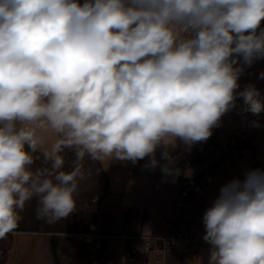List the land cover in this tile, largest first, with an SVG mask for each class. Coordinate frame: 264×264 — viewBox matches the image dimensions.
Instances as JSON below:
<instances>
[{"label": "clouds", "instance_id": "clouds-1", "mask_svg": "<svg viewBox=\"0 0 264 264\" xmlns=\"http://www.w3.org/2000/svg\"><path fill=\"white\" fill-rule=\"evenodd\" d=\"M262 23L264 0H0V238L32 200L50 223L74 212L83 171L64 170L66 150L155 166L169 138L209 139L238 98L264 112L254 85L237 91L264 59ZM203 225L208 264H264V169L222 185Z\"/></svg>", "mask_w": 264, "mask_h": 264}, {"label": "crops", "instance_id": "crops-1", "mask_svg": "<svg viewBox=\"0 0 264 264\" xmlns=\"http://www.w3.org/2000/svg\"><path fill=\"white\" fill-rule=\"evenodd\" d=\"M262 72L264 59H258L247 72H242L238 81L240 88L247 81L264 96ZM253 121H259V125ZM214 128L209 139L191 148L179 138L172 145L173 140L169 138L167 148H157L155 166L150 165L148 157L135 164L111 158L99 160L109 184L93 230H15L4 251L2 264H92V256L97 259L96 264H208L211 246L203 239V215L222 185L236 178L243 180L248 167L254 163L264 164V112L254 116L242 112L241 105H237L225 113L219 126ZM224 128L250 132L247 155L226 145L220 132ZM46 135L47 142L39 151L41 153L50 149L56 139L51 133ZM165 151L172 158L171 163L163 158ZM165 164L179 170L178 173L165 176L161 171ZM179 172L197 179L212 174L214 180L196 194L182 197L176 182ZM177 201L182 202L180 207L175 206ZM171 224L179 226L186 238L171 247L153 243L144 263L143 235L163 234ZM95 233L106 235L101 247L91 252ZM130 243L136 248L134 262L123 255L124 247Z\"/></svg>", "mask_w": 264, "mask_h": 264}, {"label": "trees", "instance_id": "trees-1", "mask_svg": "<svg viewBox=\"0 0 264 264\" xmlns=\"http://www.w3.org/2000/svg\"><path fill=\"white\" fill-rule=\"evenodd\" d=\"M73 155H75L74 151H65V171H70L74 167L75 162L72 158ZM34 156L39 157L38 159H36L35 163L37 167L47 166L43 160V153L38 151L36 154H34ZM67 156L68 158H66ZM85 162H87V164L93 163L95 165V171L92 172L93 176L89 177L91 183L90 187L87 185V189L84 188L85 183L83 182L85 181H83L82 179L78 181V195H76L75 197L76 204L79 206L77 210H74V212L65 219L59 220L55 223H50L44 219L37 218L35 212L37 203L35 200H32L28 202L25 206V209L19 213V226H21L22 228L34 230H38V228L42 226L47 227V230L92 231L102 199L108 192L109 179L99 160L94 161L88 158V160ZM83 197H87L88 199H80ZM83 201L91 205L90 213H88L87 207H83ZM26 222H28V225H30L29 227H25ZM7 235L10 239L11 232ZM3 255L0 264H2Z\"/></svg>", "mask_w": 264, "mask_h": 264}, {"label": "built area", "instance_id": "built-area-1", "mask_svg": "<svg viewBox=\"0 0 264 264\" xmlns=\"http://www.w3.org/2000/svg\"><path fill=\"white\" fill-rule=\"evenodd\" d=\"M249 67L250 66L244 65L243 72L244 73L247 72ZM249 84L251 83L247 81L244 82L238 91H242ZM257 89L260 91L259 88ZM242 103H243L242 99L238 98L237 105H242ZM214 131H215V128L212 129V132ZM220 132L227 146L235 150L243 151V155H247L249 153L248 149H249L251 136H250V132L247 129H243L237 132L231 128H224V129H221ZM257 168L264 169V164L254 163L253 165L248 167L247 171L252 170V169H257ZM213 180H214V176L212 174H208L204 179H197L196 177L188 175L185 172H179L176 178L178 190L182 197H189V196L196 194L197 192L203 189L206 183H209ZM218 194H219V190H218ZM212 202L213 201L208 203L206 209L211 206ZM181 204H182L181 201H177L175 206L180 207ZM14 231L15 230H13L12 232ZM105 235H106L105 233H95V241L90 245L91 252H94L99 247H101ZM143 237L145 239L144 252H143L144 263L148 260L149 251L152 249L153 243L155 244L162 243L164 247H171L175 245L178 241H181L186 238L183 231L176 224H171L167 228L165 233L163 234H160V235L149 234V235H143ZM123 255L128 261H131V262L136 261L137 253H136L135 245L132 243L126 245L123 249ZM90 262L92 264H96L98 261L94 256H92ZM161 264H167V263L163 262Z\"/></svg>", "mask_w": 264, "mask_h": 264}, {"label": "rangeland", "instance_id": "rangeland-1", "mask_svg": "<svg viewBox=\"0 0 264 264\" xmlns=\"http://www.w3.org/2000/svg\"><path fill=\"white\" fill-rule=\"evenodd\" d=\"M261 27L264 28V23H262ZM66 158H68V156ZM72 158L74 159V162H75L74 167H79L83 171V179L82 180L85 181V182H83V183H85L84 188L87 189V185L90 187L91 181H90L89 177L93 176L92 172L95 171V165L93 163L87 164V162H85L88 160L87 156H85V158L83 160H77L75 155H73ZM33 167L36 168L37 165L35 164ZM84 174L87 175L88 177L85 176ZM80 199H88V198L83 197ZM90 206L91 205L89 203L83 201V207L88 208V213H90V211H91ZM78 208H79V206L76 204L75 210H77ZM89 217H90V215H89ZM29 226L30 225H28V222H26L25 227H29ZM32 227H34V226H32ZM18 229H26V228H22L21 226H19V223H17V226L14 230H18ZM38 230H47V227L40 226L38 228ZM9 240L10 239H9L8 235L4 236L3 238H0V262H1L2 255H3L7 245L9 244Z\"/></svg>", "mask_w": 264, "mask_h": 264}]
</instances>
